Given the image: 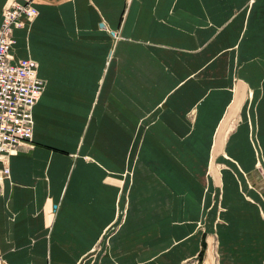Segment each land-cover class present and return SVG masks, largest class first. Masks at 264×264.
Wrapping results in <instances>:
<instances>
[{
    "label": "crops",
    "instance_id": "1",
    "mask_svg": "<svg viewBox=\"0 0 264 264\" xmlns=\"http://www.w3.org/2000/svg\"><path fill=\"white\" fill-rule=\"evenodd\" d=\"M13 1L38 12L21 29L44 88L7 159L0 264H217L225 178L264 218V0H0V22ZM91 125L132 132L127 170L83 151ZM182 175L215 190L165 184Z\"/></svg>",
    "mask_w": 264,
    "mask_h": 264
},
{
    "label": "rangeland",
    "instance_id": "2",
    "mask_svg": "<svg viewBox=\"0 0 264 264\" xmlns=\"http://www.w3.org/2000/svg\"><path fill=\"white\" fill-rule=\"evenodd\" d=\"M22 29H15L13 31L12 63H15L18 59L27 58L26 30ZM31 51L33 55L36 52L33 45H31ZM24 52L25 55L23 54ZM33 117L32 111V121ZM87 126L88 122L83 127L76 150H79L81 146ZM78 132V129L66 131L64 136L60 138L62 149L56 148V150L66 153L73 149ZM131 146L132 132L130 130L95 129V126L91 125L85 138L83 151L88 150L90 155L95 157L112 155L115 158L107 161L105 166L108 169L125 171L129 168ZM259 171L260 176L253 178V182L251 181V183L257 188V194L263 196V200L256 204L258 210L262 208L264 211V170L260 169ZM165 182V184L171 187L187 188L190 192L188 196L192 193L194 194L195 189L198 192L200 188H204V193L207 192V189L209 190L207 195L203 193V198H205V196H209L215 190L212 179L209 180L201 175H182L179 178L171 177L165 179ZM224 183L226 190L228 187L230 188L229 193L227 192L226 203L228 198H230L233 205L231 206L232 212L229 213L231 214V217H229L231 219L229 221L230 226H220L216 234L217 264H264V218L260 220L255 208L241 199L234 188L232 178H225ZM251 195L256 198L254 194ZM200 227L205 231V223Z\"/></svg>",
    "mask_w": 264,
    "mask_h": 264
},
{
    "label": "built area",
    "instance_id": "3",
    "mask_svg": "<svg viewBox=\"0 0 264 264\" xmlns=\"http://www.w3.org/2000/svg\"><path fill=\"white\" fill-rule=\"evenodd\" d=\"M38 15L31 1L11 2L0 22V191L9 177L7 159L22 146L33 148L32 111L44 88L37 63L30 58L12 63L13 31L30 24Z\"/></svg>",
    "mask_w": 264,
    "mask_h": 264
},
{
    "label": "trees",
    "instance_id": "4",
    "mask_svg": "<svg viewBox=\"0 0 264 264\" xmlns=\"http://www.w3.org/2000/svg\"><path fill=\"white\" fill-rule=\"evenodd\" d=\"M199 256H201V253H199ZM199 258V257H198ZM200 260V259H199Z\"/></svg>",
    "mask_w": 264,
    "mask_h": 264
}]
</instances>
